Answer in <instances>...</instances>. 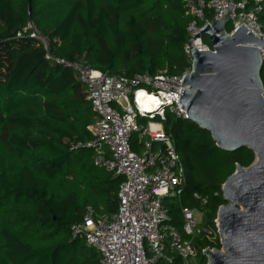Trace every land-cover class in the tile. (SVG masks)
Segmentation results:
<instances>
[{"label":"trees","instance_id":"1","mask_svg":"<svg viewBox=\"0 0 264 264\" xmlns=\"http://www.w3.org/2000/svg\"><path fill=\"white\" fill-rule=\"evenodd\" d=\"M206 13L214 19L212 9ZM190 20L181 0H0V264H100L99 251L71 227L87 206L107 214L118 209L123 178L98 166L88 145L95 113L86 86L47 52L112 75H182L190 65L184 52ZM29 22L48 39V51L22 32ZM203 42L212 47L207 35ZM261 79L264 87V63ZM166 117L186 174L182 195L164 200L166 224L182 231L187 206L212 226L225 204L223 184L256 154L220 149L211 132L173 113ZM130 144L141 152L136 135ZM194 246L200 264L207 263L203 248H222L205 236Z\"/></svg>","mask_w":264,"mask_h":264},{"label":"built area","instance_id":"2","mask_svg":"<svg viewBox=\"0 0 264 264\" xmlns=\"http://www.w3.org/2000/svg\"><path fill=\"white\" fill-rule=\"evenodd\" d=\"M181 1L191 16L184 46L190 65L182 75L166 71L136 73L131 77L108 74L54 56L48 51V39L33 22L22 30L40 40L48 51L47 59L72 67L79 74L95 113L89 126L94 140L88 144L95 149V163L123 178L116 212L98 213L87 206L82 222L71 227L74 236H84L87 245L99 251L100 264H200L194 246L197 237L205 236L222 244L218 217L212 226L198 222L197 209L182 206V231L166 224L169 213L164 200L182 195L186 174L164 122L167 112L188 119L180 99L184 77L193 71V50L214 51L213 46L210 48L203 42L201 32L205 27L227 17L232 25L229 34L245 25L264 40V29L258 19L264 0ZM207 8L213 10V20L207 17ZM198 34L201 39L194 40ZM260 55L264 60L261 49ZM135 135L142 144L141 152L131 147ZM195 197L206 203L201 195ZM207 248L202 249L203 254Z\"/></svg>","mask_w":264,"mask_h":264},{"label":"water","instance_id":"3","mask_svg":"<svg viewBox=\"0 0 264 264\" xmlns=\"http://www.w3.org/2000/svg\"><path fill=\"white\" fill-rule=\"evenodd\" d=\"M229 24L227 17L216 19L201 32L214 51L193 50L180 103L188 120L211 132L220 149L247 147L256 154L223 184L225 204L217 214L223 250L207 248L208 264H264V40L245 25L229 34Z\"/></svg>","mask_w":264,"mask_h":264},{"label":"rangeland","instance_id":"4","mask_svg":"<svg viewBox=\"0 0 264 264\" xmlns=\"http://www.w3.org/2000/svg\"><path fill=\"white\" fill-rule=\"evenodd\" d=\"M196 215H197L198 222L203 221V216L201 215V213L198 209L196 210ZM222 250H223V247H222ZM157 264H162V263H157Z\"/></svg>","mask_w":264,"mask_h":264}]
</instances>
